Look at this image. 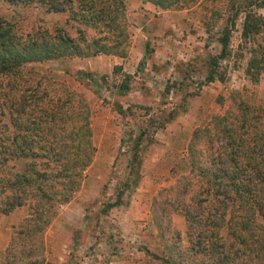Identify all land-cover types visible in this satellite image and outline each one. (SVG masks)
Masks as SVG:
<instances>
[{
  "label": "rangeland",
  "instance_id": "1",
  "mask_svg": "<svg viewBox=\"0 0 264 264\" xmlns=\"http://www.w3.org/2000/svg\"><path fill=\"white\" fill-rule=\"evenodd\" d=\"M122 2L128 37L123 55L27 64L85 97L95 150L72 204L59 206L40 238L23 233L26 205L0 212V264H137L145 248L159 251L151 210L159 213L165 204L154 196L163 189L170 194L178 177L190 172L194 131L230 105L232 90L264 99V71L257 82L245 73L251 49L264 48V26L257 38L244 39V14L233 17L230 0L168 8L147 0ZM256 8L264 16V5ZM0 17L26 33L37 24H63L67 12L0 0ZM225 28L228 53L220 56L218 37ZM83 29L92 35L90 27ZM11 163L20 170L24 160ZM171 221L183 235L184 216L171 211Z\"/></svg>",
  "mask_w": 264,
  "mask_h": 264
},
{
  "label": "trees",
  "instance_id": "2",
  "mask_svg": "<svg viewBox=\"0 0 264 264\" xmlns=\"http://www.w3.org/2000/svg\"><path fill=\"white\" fill-rule=\"evenodd\" d=\"M5 1L67 12L63 24H37L26 33L0 17V212L26 205L23 233L40 238L59 206L79 189L95 149L85 97L27 64L99 53L123 55L128 38L124 4ZM147 1L168 8L196 0ZM263 5L264 0H230L233 17L244 14V39L261 33L264 16L252 8ZM83 27H90L92 35ZM229 35L225 28L218 37L220 56L228 53ZM263 71L264 48L255 46L245 73L257 82ZM208 77L214 78L212 69ZM229 98L230 105L215 114L208 127L194 131L190 172L178 177L170 194L163 189L154 196H162L165 204L159 213L151 210L162 247L157 252L145 248L137 264H264V99L244 89L232 90ZM20 158L24 164L19 170L11 162ZM171 211L184 216L183 235L172 223Z\"/></svg>",
  "mask_w": 264,
  "mask_h": 264
},
{
  "label": "crops",
  "instance_id": "3",
  "mask_svg": "<svg viewBox=\"0 0 264 264\" xmlns=\"http://www.w3.org/2000/svg\"><path fill=\"white\" fill-rule=\"evenodd\" d=\"M182 172H184V171H182ZM72 202H73V201L71 200V201L65 203L64 205H66V206H70V204H72Z\"/></svg>",
  "mask_w": 264,
  "mask_h": 264
}]
</instances>
